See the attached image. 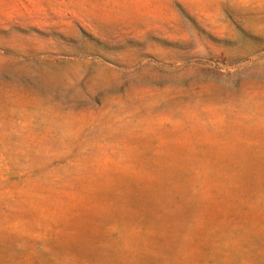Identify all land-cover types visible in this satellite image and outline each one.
<instances>
[{"label":"rangeland","instance_id":"1","mask_svg":"<svg viewBox=\"0 0 264 264\" xmlns=\"http://www.w3.org/2000/svg\"><path fill=\"white\" fill-rule=\"evenodd\" d=\"M0 264H264V0H0Z\"/></svg>","mask_w":264,"mask_h":264}]
</instances>
